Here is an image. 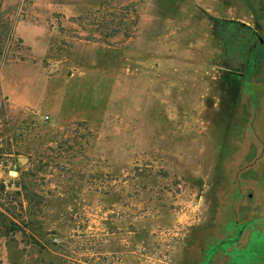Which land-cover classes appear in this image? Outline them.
<instances>
[{
  "label": "rangeland",
  "instance_id": "obj_1",
  "mask_svg": "<svg viewBox=\"0 0 264 264\" xmlns=\"http://www.w3.org/2000/svg\"><path fill=\"white\" fill-rule=\"evenodd\" d=\"M257 225L264 0H0V264H241Z\"/></svg>",
  "mask_w": 264,
  "mask_h": 264
},
{
  "label": "flooded vegetation",
  "instance_id": "obj_2",
  "mask_svg": "<svg viewBox=\"0 0 264 264\" xmlns=\"http://www.w3.org/2000/svg\"><path fill=\"white\" fill-rule=\"evenodd\" d=\"M231 219L230 216L226 222ZM234 222L239 225L237 221ZM260 228L261 226L257 225L256 228H250V231L246 233L243 228L238 226L236 233L231 234L230 238L224 239V242L229 241V249L225 253L227 260L231 259V252L235 254L238 252L241 264H264V245L261 249L257 247L260 244L258 240H261V237L264 240V234L259 232ZM228 235L226 234V236Z\"/></svg>",
  "mask_w": 264,
  "mask_h": 264
},
{
  "label": "trees",
  "instance_id": "obj_3",
  "mask_svg": "<svg viewBox=\"0 0 264 264\" xmlns=\"http://www.w3.org/2000/svg\"><path fill=\"white\" fill-rule=\"evenodd\" d=\"M2 188H3V186H2ZM14 194H20V192L19 191H16V192H14ZM246 225H248V222H246V224L244 225V226H246ZM262 226H264V225H262ZM259 232L261 233V231L259 230Z\"/></svg>",
  "mask_w": 264,
  "mask_h": 264
},
{
  "label": "water",
  "instance_id": "obj_4",
  "mask_svg": "<svg viewBox=\"0 0 264 264\" xmlns=\"http://www.w3.org/2000/svg\"><path fill=\"white\" fill-rule=\"evenodd\" d=\"M19 159H20L21 162H23L24 160H26L25 157H20ZM13 168H16V166H14Z\"/></svg>",
  "mask_w": 264,
  "mask_h": 264
},
{
  "label": "built area",
  "instance_id": "obj_5",
  "mask_svg": "<svg viewBox=\"0 0 264 264\" xmlns=\"http://www.w3.org/2000/svg\"><path fill=\"white\" fill-rule=\"evenodd\" d=\"M47 117V116H46Z\"/></svg>",
  "mask_w": 264,
  "mask_h": 264
}]
</instances>
